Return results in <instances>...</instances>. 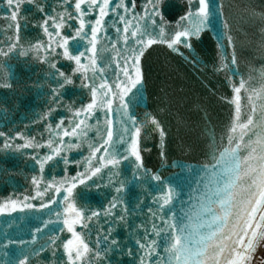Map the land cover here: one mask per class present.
<instances>
[{
    "label": "snow or ice",
    "instance_id": "snow-or-ice-1",
    "mask_svg": "<svg viewBox=\"0 0 264 264\" xmlns=\"http://www.w3.org/2000/svg\"><path fill=\"white\" fill-rule=\"evenodd\" d=\"M0 5V57L47 65L49 92L48 106L38 114L39 136L0 128V151L31 149L34 172L31 190L0 202V215L50 213L47 231L35 228L29 241L5 233L0 264H35L34 257L45 252L46 264H123L114 257H127L130 264H251L264 241V83L258 88L247 87L244 78L232 83L234 122L226 144L223 137L218 144L214 133L206 138V163L170 161L164 148L168 132L158 114L133 108L142 99L143 61L154 45H165L194 69L201 64L196 46L205 31L215 34L218 48L225 39L232 46L231 35L213 23L223 17L221 0H184L183 14L173 18L166 15L167 0H0ZM21 22L42 35L25 41ZM222 27L230 31L226 19ZM61 59L71 63L70 71L59 66ZM224 61L221 57L216 70L232 71ZM230 63H237L235 55ZM12 79L11 66L0 60V88L12 89ZM69 87L87 90V102H65ZM242 91L250 105L243 121ZM150 140L160 146L162 165L180 170L183 187L145 166ZM60 165L62 175L46 173ZM128 171L138 186L147 185L132 206L125 201ZM81 185L104 193L105 202L93 207L77 191ZM185 188L187 201L181 199ZM140 216L139 223L130 219ZM120 228L125 239L118 236ZM42 232L45 239L36 245Z\"/></svg>",
    "mask_w": 264,
    "mask_h": 264
},
{
    "label": "water",
    "instance_id": "water-1",
    "mask_svg": "<svg viewBox=\"0 0 264 264\" xmlns=\"http://www.w3.org/2000/svg\"><path fill=\"white\" fill-rule=\"evenodd\" d=\"M51 3L52 0H49ZM184 0H167L166 15L169 18L183 14ZM223 17L220 21H213L217 29L227 32L232 37V46L227 45L226 39L222 41L223 49L217 47L215 34L208 30L202 34L197 42L196 51L201 61L197 69L189 66L182 57L171 52L165 45H154L150 55L143 61L145 83L142 86V99L134 104V110L144 112H156L167 129L168 136L164 146L168 159L186 165L206 163L205 149L206 138L214 133L216 142H227L226 133L230 130L235 118V104L233 101L232 83L244 78L249 88L259 87L264 83V18L261 16L264 10V0H221ZM0 11L3 6L0 5ZM31 10L25 6V13ZM255 12V15L252 13ZM230 25V31L223 29V20ZM20 35L25 41H35L42 35L31 23L24 25L21 22ZM3 37H0L2 40ZM82 50V49H81ZM235 55L237 63L231 64V57ZM229 63L232 71L224 69L217 71L221 64ZM7 60L11 66L12 89L0 88V105L7 109L0 112V128H14L26 131L27 135H37L41 131L38 114L46 109L49 101L48 85L45 83V69L38 60L28 59L12 55ZM215 65V67H214ZM59 66L65 71H70L72 65L69 61L61 59ZM251 77V78H250ZM135 91V90H134ZM131 95V94H130ZM248 93L241 94V120L246 119V106ZM65 102L72 99L87 102L89 93L79 87H69L63 92ZM36 120L37 123H33ZM27 126V129H25ZM23 141H17L22 143ZM151 150L144 153L145 166L159 170L165 176H170L174 183L183 187L186 183L178 168H167L161 163L159 156L160 146L156 140H150L147 145ZM31 149L21 152L9 150L0 151V202L5 199L22 196L31 190L30 178L34 174L32 162L28 158ZM23 153V154H22ZM74 159H81L79 153L70 154ZM214 163V161H213ZM63 165L51 170L46 169L50 175H62ZM74 171V169H73ZM129 181L126 189L125 201L132 206L137 196L143 192L132 179L130 171L126 172ZM86 195L93 207H98L105 202L104 193L92 188L91 191L79 186L78 190ZM181 199L187 201V188ZM39 204L40 201H33ZM53 207V206H50ZM48 209L25 210L10 215H0V241L5 238V233L12 238L29 241L35 228L44 229V221L48 220ZM143 217L130 218L139 223ZM51 225H49V228ZM42 233H37L36 245L43 243L45 239ZM62 235L68 236L66 232ZM125 229H118L120 239H125ZM33 247L29 244V248ZM48 253H41L40 257H34L35 264H46L43 257ZM3 259V257H0ZM122 260L123 264H130L129 258Z\"/></svg>",
    "mask_w": 264,
    "mask_h": 264
},
{
    "label": "rangeland",
    "instance_id": "rangeland-1",
    "mask_svg": "<svg viewBox=\"0 0 264 264\" xmlns=\"http://www.w3.org/2000/svg\"><path fill=\"white\" fill-rule=\"evenodd\" d=\"M251 264H264V248L256 253L255 258L251 261Z\"/></svg>",
    "mask_w": 264,
    "mask_h": 264
},
{
    "label": "bare ground",
    "instance_id": "bare-ground-1",
    "mask_svg": "<svg viewBox=\"0 0 264 264\" xmlns=\"http://www.w3.org/2000/svg\"><path fill=\"white\" fill-rule=\"evenodd\" d=\"M264 248V241H261L257 247V250L255 251V253L253 254V258H255V255L257 252L261 251Z\"/></svg>",
    "mask_w": 264,
    "mask_h": 264
}]
</instances>
